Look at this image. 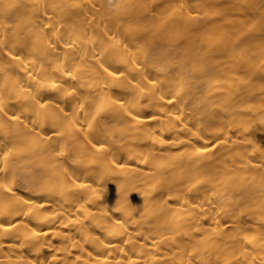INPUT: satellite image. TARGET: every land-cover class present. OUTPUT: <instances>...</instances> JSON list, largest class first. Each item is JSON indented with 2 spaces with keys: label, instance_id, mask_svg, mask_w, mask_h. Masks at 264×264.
<instances>
[{
  "label": "bare ground",
  "instance_id": "1",
  "mask_svg": "<svg viewBox=\"0 0 264 264\" xmlns=\"http://www.w3.org/2000/svg\"><path fill=\"white\" fill-rule=\"evenodd\" d=\"M0 264H264V0H0Z\"/></svg>",
  "mask_w": 264,
  "mask_h": 264
}]
</instances>
